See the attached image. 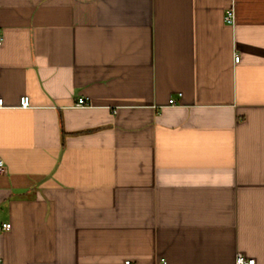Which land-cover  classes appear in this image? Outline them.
Listing matches in <instances>:
<instances>
[{"label":"crops","instance_id":"obj_1","mask_svg":"<svg viewBox=\"0 0 264 264\" xmlns=\"http://www.w3.org/2000/svg\"><path fill=\"white\" fill-rule=\"evenodd\" d=\"M0 36V264H264V0H0Z\"/></svg>","mask_w":264,"mask_h":264},{"label":"built area","instance_id":"obj_2","mask_svg":"<svg viewBox=\"0 0 264 264\" xmlns=\"http://www.w3.org/2000/svg\"><path fill=\"white\" fill-rule=\"evenodd\" d=\"M224 20L228 24L234 23V13H233L232 9H229L226 11V14L224 16ZM1 41H2V37L0 36V43H1ZM238 59H239V56L235 55L234 61H238ZM168 103L169 104H175V100L173 98H169ZM2 105H3V99H2V97H0V106H2ZM78 105H86V100L83 97H80L78 99ZM19 106L23 107V108L30 106V100H29V97L27 95H23L20 97ZM3 169H4V163L2 160H0V171H2ZM9 227H10L9 223H3L0 226V228H4V229H8ZM236 263L237 264H253V261L252 260H245L242 255L238 254L237 258H236ZM124 264H130V262L128 260H126L124 262ZM161 264H166V262L163 261Z\"/></svg>","mask_w":264,"mask_h":264}]
</instances>
